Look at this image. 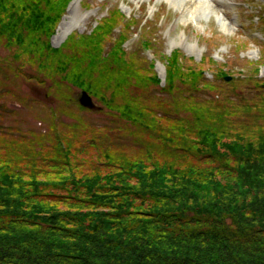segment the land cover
<instances>
[{"label": "trees", "instance_id": "obj_1", "mask_svg": "<svg viewBox=\"0 0 264 264\" xmlns=\"http://www.w3.org/2000/svg\"><path fill=\"white\" fill-rule=\"evenodd\" d=\"M72 1L0 0V46L14 55L0 67L24 77L21 60L60 75L122 126L0 135V264H264L259 69L242 85L224 68L211 81L204 60L191 66L173 51L165 92L182 83L221 95L202 100L186 90L174 97L179 106L156 114L132 95L162 81L154 61L140 65L127 51L135 19L125 23L121 9L53 47Z\"/></svg>", "mask_w": 264, "mask_h": 264}, {"label": "rangeland", "instance_id": "obj_2", "mask_svg": "<svg viewBox=\"0 0 264 264\" xmlns=\"http://www.w3.org/2000/svg\"><path fill=\"white\" fill-rule=\"evenodd\" d=\"M212 2L216 11L196 19L186 16V12L172 5L171 0H73L50 41L58 48L74 34H90L109 11L121 9L127 17L125 23L135 19L133 28L128 26L127 51L139 59L137 63L140 65L143 62L146 66V61H154L155 71L162 81L148 89L134 87L132 95L142 100V107L162 115L160 107L170 108L175 103L179 106L180 98L176 100L174 97L186 90L202 100L220 94L208 89L192 90L182 83H179L177 93L165 92L162 88L167 73L166 57L173 51H181L182 60L191 66L204 60L201 65L206 71L205 78L211 81L220 79L219 70L222 68L233 80L240 81L239 84L248 77H255L256 68L259 69L258 78L264 80V0ZM74 8L77 11L72 13ZM219 16L224 18L229 29L222 25ZM123 31V27H119L113 33V39L119 38ZM143 38L150 41L151 47L142 43ZM8 60H14V55L0 46L2 67ZM22 64L23 61L18 60L16 66H21L24 77L10 74L0 67V135L10 134L11 137L25 133L34 138L55 126L67 129L74 124L92 130L122 126L119 116L93 95L102 110L82 107L78 95L84 89L68 84L60 75L40 71L36 64ZM241 85L235 93L244 88Z\"/></svg>", "mask_w": 264, "mask_h": 264}, {"label": "bare ground", "instance_id": "obj_3", "mask_svg": "<svg viewBox=\"0 0 264 264\" xmlns=\"http://www.w3.org/2000/svg\"><path fill=\"white\" fill-rule=\"evenodd\" d=\"M172 5L183 9L186 12V16L190 18L201 17L202 15H209L210 13H214L216 11L215 6L213 5L212 0H171ZM77 11V9H73V12ZM73 17H71L72 19ZM221 21L222 25L228 28V25L224 18L218 17ZM62 29V28H60ZM61 31V30H60Z\"/></svg>", "mask_w": 264, "mask_h": 264}, {"label": "water", "instance_id": "obj_4", "mask_svg": "<svg viewBox=\"0 0 264 264\" xmlns=\"http://www.w3.org/2000/svg\"><path fill=\"white\" fill-rule=\"evenodd\" d=\"M227 80H230V77H228ZM78 102L84 108H87L90 110H95V111H101L102 110V106L96 104L93 97L86 90H82L79 93Z\"/></svg>", "mask_w": 264, "mask_h": 264}]
</instances>
